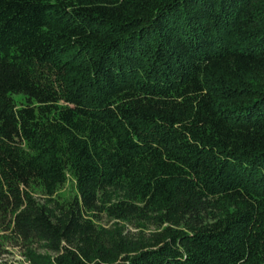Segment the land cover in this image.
Masks as SVG:
<instances>
[{"label":"trees","instance_id":"1","mask_svg":"<svg viewBox=\"0 0 264 264\" xmlns=\"http://www.w3.org/2000/svg\"><path fill=\"white\" fill-rule=\"evenodd\" d=\"M7 241L29 264H264V0H0Z\"/></svg>","mask_w":264,"mask_h":264},{"label":"rangeland","instance_id":"2","mask_svg":"<svg viewBox=\"0 0 264 264\" xmlns=\"http://www.w3.org/2000/svg\"><path fill=\"white\" fill-rule=\"evenodd\" d=\"M76 193L75 186L71 183V181H68L65 183L59 190L58 194L60 196L61 200H68L72 198ZM97 224H100L101 226L114 230L115 228H119L123 226L124 233L133 234L135 236H139L144 234L147 236L150 232L154 230V226L148 222H131V223H125L123 221H116L114 219L108 218L106 215H100L99 220L96 221ZM6 247V253L0 258V264H29V260L24 255V249L23 247L17 245L14 246L11 244V242L5 243ZM40 253H48L44 249H38L37 250Z\"/></svg>","mask_w":264,"mask_h":264}]
</instances>
